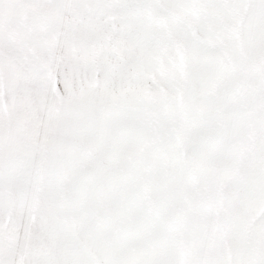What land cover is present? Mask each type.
Returning <instances> with one entry per match:
<instances>
[{
	"label": "snow or ice",
	"instance_id": "6c2138e0",
	"mask_svg": "<svg viewBox=\"0 0 264 264\" xmlns=\"http://www.w3.org/2000/svg\"><path fill=\"white\" fill-rule=\"evenodd\" d=\"M0 264H264V0H0Z\"/></svg>",
	"mask_w": 264,
	"mask_h": 264
}]
</instances>
